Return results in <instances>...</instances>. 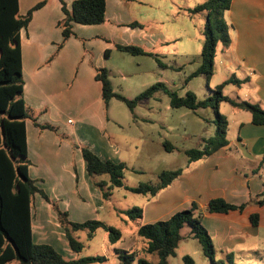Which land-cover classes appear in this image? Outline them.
<instances>
[{"label": "crops", "instance_id": "crops-1", "mask_svg": "<svg viewBox=\"0 0 264 264\" xmlns=\"http://www.w3.org/2000/svg\"><path fill=\"white\" fill-rule=\"evenodd\" d=\"M42 1H46V5L34 13L28 28L20 34L25 81L23 97L34 113L49 109L48 113L37 118L38 123L59 126L60 130L57 133L40 130L31 120L26 122L28 158L32 162L29 176L53 202L59 201L60 208L69 211L73 220L83 221L77 217L86 212L87 207L80 197L96 203V206L92 205V211L99 212L103 207L98 191L89 180L82 152L62 141L61 135L68 134L78 147L88 145L103 160L123 162L121 151L107 143L102 85L96 80L97 73L90 61L99 69L106 68L113 51L117 50L116 45L138 43L151 47L157 44L161 35H148L125 26L126 20L116 11L123 8L122 3L106 0V22L92 26L75 24L76 36L69 39L53 58L63 41L62 29L58 26L65 17L63 3L71 9L75 0H19V15H26ZM226 13L231 43L229 48L218 45L220 65L236 69V79L241 81L237 85L238 99L246 88L244 101H235H246L264 109V0H232ZM90 53L94 57H90ZM233 108L235 118L231 122L228 120L229 145L205 160L189 162L188 170L170 187L160 191L152 203L146 204L144 212L145 216L150 209L171 205L175 198L177 206L172 211L165 206V215L171 218L196 203L203 210L202 223L217 252L226 256L248 244L249 239H258L260 231L264 230V206L261 205L250 204L242 212L227 214L205 211L212 199L222 198L239 206L264 190V125L253 124L250 112ZM72 112H77L78 120L70 118ZM70 120L73 122L69 123ZM234 128V131L237 128V134L231 139L230 132ZM35 205L33 239L35 243L47 244L46 234L44 237L42 233L47 229L45 221L58 222V218L52 205L39 194ZM256 214L259 215L258 226L251 222V216ZM161 216L148 217L140 226L157 222ZM62 231L58 229L60 235Z\"/></svg>", "mask_w": 264, "mask_h": 264}, {"label": "trees", "instance_id": "trees-1", "mask_svg": "<svg viewBox=\"0 0 264 264\" xmlns=\"http://www.w3.org/2000/svg\"><path fill=\"white\" fill-rule=\"evenodd\" d=\"M42 1L34 6L26 15H19V0H0V264H95L107 261L105 256L79 257L67 259L50 244H38L34 242L32 232L33 210L35 198L39 194L52 205L58 217V223L65 229L68 246L75 255H80L85 246L75 237L77 232L87 231L88 238L92 239L96 232L103 230L108 234L109 241L117 244L122 233L102 221L87 220L82 223L72 222L69 213L61 210L57 202H53L47 193L41 190L36 181L29 176L30 160L28 158L26 122L31 120L41 130L58 129L50 124L40 125L34 117V111L27 105L24 94V77L21 52V31L27 29L34 13L46 5ZM232 0H207L196 6L192 13H207L203 34L205 42L201 53V66L190 76L195 78L205 76L209 81L214 74L215 57L217 47L222 44L229 48L231 39L225 20V12L230 10ZM106 0H75L71 9L63 3L65 17L58 23L62 29L63 41L57 47L58 52L65 44L75 37L74 25L85 26L99 25L106 22ZM117 50L131 55H151L143 48L134 45H116ZM108 55V52H106ZM96 80L102 85V98L106 111L110 101L117 99L125 103L132 111L137 105L147 99L155 97L158 93L167 95L170 105L174 109L186 108L197 111L210 107V102L215 98L199 100L198 96L188 91L185 96H180L171 90L165 83L158 82L141 93L135 99H128L115 92L107 69L97 71ZM241 84L237 79L230 80L226 84ZM220 86L216 93L217 104L213 106L217 114V133L213 138L205 141L202 149L186 151L188 161L196 162L206 159L229 145L227 118L219 112V103H230L233 107L250 112L252 122L255 125H264V109L249 102H236L223 95ZM167 151L173 150L169 143L164 144ZM83 159L87 166L88 175L93 178L95 185L103 192L102 197L108 200L113 190L124 186L126 164L103 160L90 148L81 147ZM183 170L165 171L158 178V183L143 182L137 187L127 188L129 192L138 195H151L152 197L170 187L181 176ZM109 176V181L95 179ZM250 204L264 206V190L255 199L236 206L222 198L209 201L205 211L211 214H227L231 211H244ZM143 210L132 208L124 214L132 221L143 218ZM203 210L196 203L192 207L175 213L168 220H160L152 224L139 227L138 235L146 242L145 254H156L157 264H168L170 257L176 256L177 249L183 240L182 229L185 225L191 228V236L199 241L204 255L212 264L216 261L217 250L212 237L203 226ZM251 222L254 226L259 224V215H252ZM116 255L122 264H153L139 256L136 251H121L116 249ZM231 264H234L233 255L226 256ZM187 264H193L190 257H186ZM225 264L224 262H221Z\"/></svg>", "mask_w": 264, "mask_h": 264}, {"label": "rangeland", "instance_id": "rangeland-1", "mask_svg": "<svg viewBox=\"0 0 264 264\" xmlns=\"http://www.w3.org/2000/svg\"><path fill=\"white\" fill-rule=\"evenodd\" d=\"M119 1L123 8L116 9V11L126 20L127 25L125 26L148 35L159 33L161 37L157 39V44L151 47L138 43L130 44L143 48L151 55L135 56L119 50L113 51L105 69L109 72L115 92L132 100L154 84L163 82L180 96H185L188 91H192L199 100L215 98L210 102V107L201 108L195 112L186 108H172L169 97L163 93L141 101L134 111L125 103L112 99L105 112V131L108 145L115 146L121 151V158L126 164L124 186L113 190L111 198L105 200L102 197V190L89 176L91 185L99 193V202L103 209L99 212L92 211V205L96 206V203L92 200L84 201L80 197V201L87 207V211L77 217L82 218L80 220L83 221L73 220L69 211L67 212L72 222L82 223L87 220H98L118 229L122 233L121 240L115 245L112 244L108 234L103 230L97 231L92 239L88 238L87 231L77 232L75 237L79 238L85 248L80 255H74L68 246L65 229L57 221L46 219L47 229L42 233L44 237L46 234L47 244L52 245L67 259L105 256L107 257L106 262L95 264H122L115 252L118 249L136 251L142 258L157 264L158 256L156 254L151 255L143 252L146 242L138 235L139 226L148 217L156 218L162 215L158 221L168 220V215H165L166 209L168 207L169 212L172 211V208L177 206V203L175 205L174 202L176 200L174 198L171 205H165L167 207L159 206L157 209H150L145 213V216L143 213L141 220L132 221L124 212L135 207L145 212L146 204L152 203L156 197L134 194L127 188L137 187L143 182L158 183V176L165 171L179 169L183 172L187 171L190 164L186 151L202 149L205 141L213 138L217 133V114L213 106L217 104L215 92L218 88L224 85L223 95L236 101H244L247 93L245 88L242 91L243 96L240 95V99H238L237 84L231 82L226 84L237 78V71L235 68L227 69L220 65L221 53L219 51L216 52L214 74L209 81L205 76L190 78L202 63L201 53L205 42L203 31L207 21V13L194 14L192 10L207 0ZM227 15L228 13L225 14L226 19H228ZM227 26L229 28V25ZM90 54V57H94L92 53ZM90 65L97 73L99 68L92 64V61H90ZM163 70H165L164 73H162ZM234 111L230 103L225 101L219 103V112L229 122L235 118L232 115ZM48 112L49 109L37 112L34 117L37 120L41 114ZM70 118L78 120L79 115L77 112H72ZM56 128L60 130L59 126ZM234 130L235 128L230 132L231 139L237 134V128L236 131ZM60 139L70 143L75 151L77 149L81 151V147H78L68 134L61 135ZM165 143H169L173 150L167 151ZM82 147L90 148L85 144ZM30 163L31 166L32 162L30 161ZM242 168H244L243 165L240 166V170ZM95 179L109 181V176L95 177ZM56 202L60 205L59 201ZM41 229L43 228L41 227ZM58 229L63 230L61 235ZM181 233L183 240L177 249L176 256L170 257L168 264H187L184 260L186 257H190L194 261L193 264H212L210 259L204 255L199 241L191 236L190 226L185 225ZM51 239L56 243L53 244L54 241ZM260 240H264V230L260 231L258 239H249L248 244L231 253L234 264H264V242H260ZM216 261L218 264H222L221 262L231 264L221 251L217 252Z\"/></svg>", "mask_w": 264, "mask_h": 264}, {"label": "built area", "instance_id": "built-area-1", "mask_svg": "<svg viewBox=\"0 0 264 264\" xmlns=\"http://www.w3.org/2000/svg\"><path fill=\"white\" fill-rule=\"evenodd\" d=\"M72 122H73L72 120L69 121V123H72Z\"/></svg>", "mask_w": 264, "mask_h": 264}]
</instances>
